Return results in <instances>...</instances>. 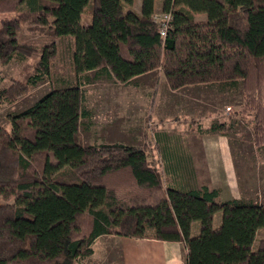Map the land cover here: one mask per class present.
Returning <instances> with one entry per match:
<instances>
[{"label":"trees","instance_id":"1","mask_svg":"<svg viewBox=\"0 0 264 264\" xmlns=\"http://www.w3.org/2000/svg\"><path fill=\"white\" fill-rule=\"evenodd\" d=\"M0 0V62L26 59L35 45L21 24L49 37L30 75L0 89L13 102L43 79L51 88L0 124V264H75L103 233L181 242L184 264H264V204L202 186H165L149 148L82 146L81 72L106 67L120 83L160 68L168 85L243 81V113L264 144V0ZM233 8V10H231ZM205 19H196V14ZM84 17L86 19H84ZM32 27V28H31ZM69 39L66 74L56 43ZM220 223L213 226L216 212ZM198 224L192 235V225Z\"/></svg>","mask_w":264,"mask_h":264},{"label":"crops","instance_id":"2","mask_svg":"<svg viewBox=\"0 0 264 264\" xmlns=\"http://www.w3.org/2000/svg\"><path fill=\"white\" fill-rule=\"evenodd\" d=\"M140 3L141 0H133L132 9L139 12L136 8L139 6L140 10ZM160 9L161 0H154V11ZM78 82L82 146H147L165 186L180 190L206 186L218 191V201L241 198L235 158L222 133L224 120L213 119L218 115L211 109L206 114L195 113L196 103L215 108L217 99L232 93L228 89L235 90L240 81L171 89L160 68L120 83L108 68L99 67L81 72ZM165 109L171 111L169 116ZM175 117L179 123H170V118ZM188 117H197L193 119L196 122L189 125ZM147 119L155 125L152 139H146ZM197 227L194 223L192 230ZM262 228L257 230L256 239ZM146 245L160 250L146 251ZM91 247L92 253L76 264H184L186 253L181 242L109 233L99 234Z\"/></svg>","mask_w":264,"mask_h":264},{"label":"rangeland","instance_id":"3","mask_svg":"<svg viewBox=\"0 0 264 264\" xmlns=\"http://www.w3.org/2000/svg\"><path fill=\"white\" fill-rule=\"evenodd\" d=\"M137 2V1H136ZM139 11V6L136 8ZM233 10V8H231ZM161 11L156 10L155 13L159 14ZM10 13H1L0 19L5 16H11ZM155 15V14H154ZM196 19H205V14H196ZM84 19H86L84 17ZM32 28V27H31ZM19 36L26 39L27 42L35 45L34 52L26 59H12L7 63L0 62V89L8 86L12 80L24 81L31 73L33 67L35 66L37 59L40 55L41 47L50 42V38L45 36L42 32L32 30L27 26V22L21 24L19 30ZM56 43V59L54 64L57 67L58 72L54 75L55 77H60L66 74V69L69 65L70 58V42L69 39L58 38L55 40ZM240 83L237 85L238 88L228 89V91H233L232 93L226 94V96L220 97L216 101V107H203V105H197L195 113L206 114L209 113L208 109L215 110L218 116L213 117L216 120H224V125L222 133H224L227 138L235 158V168L238 177V190L241 191V199L252 200L257 203L264 204V144L257 143L255 140L254 131L251 127V115L249 113L242 112V106L244 104V91H243V81L238 80ZM223 82V81H218ZM212 83V82H209ZM51 82L47 79H43L34 86H30L28 91L23 95L19 96L13 102H2L0 103V124L10 128V122L8 115L17 113L29 106H31L39 97L45 94L51 88ZM202 84V83H200ZM172 89V88H171ZM240 89V90H239ZM238 91L234 94V91ZM202 91L199 93L201 94ZM177 100V97H174ZM194 109V105H192ZM166 114L170 115V110L165 109ZM161 111L160 113L162 114ZM198 114H196L197 116ZM199 117V115L197 116ZM196 117V118H197ZM195 117H188L187 123L194 124L196 121ZM179 123V118H170V123ZM172 123V124H173ZM153 123L147 119L145 125L146 139L151 138V132L154 129ZM80 133V131H79ZM81 141V134H80ZM13 199L5 200L0 196V203H12ZM221 213L218 211L213 217V226H217L220 223ZM199 228H197L198 230ZM192 230V235L197 234L198 231ZM264 236V226L260 230L257 236V240ZM146 251L156 252L159 251V247L148 246L144 247ZM79 262V261H78ZM77 262V263H78ZM76 264V263H75Z\"/></svg>","mask_w":264,"mask_h":264},{"label":"built area","instance_id":"4","mask_svg":"<svg viewBox=\"0 0 264 264\" xmlns=\"http://www.w3.org/2000/svg\"><path fill=\"white\" fill-rule=\"evenodd\" d=\"M170 19L171 14L169 12H160L159 14L155 13L154 20L158 24V29L161 37L165 36Z\"/></svg>","mask_w":264,"mask_h":264}]
</instances>
